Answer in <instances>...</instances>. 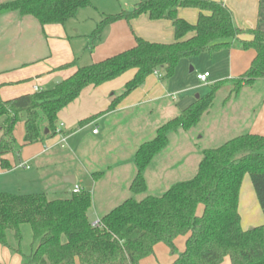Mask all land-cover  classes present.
<instances>
[{
    "label": "trees",
    "instance_id": "16d2710c",
    "mask_svg": "<svg viewBox=\"0 0 264 264\" xmlns=\"http://www.w3.org/2000/svg\"><path fill=\"white\" fill-rule=\"evenodd\" d=\"M91 6L90 0H9L0 3V14L18 12L30 16L41 26L64 25L79 9ZM178 8L198 10L195 23L177 15ZM141 14L150 19L172 22L174 41L149 42L135 37V44L99 62L78 66L77 60L53 71L76 67L68 78L51 89L38 90L9 100L0 99V167L9 170L4 158L14 151V127L24 124L23 145L57 134V115L88 86H99L126 71L133 77L122 92L112 98L109 109L141 86L152 73L168 79L178 62L228 48L238 40L243 49L255 56L248 69L233 82H217L201 98L161 124L155 136L135 150L136 167L129 189L133 195L147 190L145 169L168 145V134L190 130L212 106L217 90L232 85L226 99L244 86L264 78V31L248 30L249 39L234 26L231 11L214 0H137L131 10L104 15L90 35L99 40L105 28L119 20L130 21ZM85 119L79 123L88 122ZM248 175L264 215V135L243 133L215 148L202 150L197 171L188 180L172 184L159 196H134L104 214L96 223L88 220L91 205L88 191L49 199L45 193L0 192V245L7 246L6 232L13 231L21 264H139L154 256V247L165 244L172 261L169 264H220L225 257L231 264H264V223L247 230L240 228L238 211L242 180ZM28 224L33 234L32 249L22 253L20 226ZM184 237V249L178 251L176 239Z\"/></svg>",
    "mask_w": 264,
    "mask_h": 264
},
{
    "label": "crops",
    "instance_id": "0c3cea01",
    "mask_svg": "<svg viewBox=\"0 0 264 264\" xmlns=\"http://www.w3.org/2000/svg\"><path fill=\"white\" fill-rule=\"evenodd\" d=\"M214 1L223 3L231 11L234 26L243 31L241 35L242 39L250 38L248 30L258 28L264 31V0ZM81 11L82 9H79L75 17H77V15L79 16L80 13H82ZM177 15L193 24L197 20L198 10L194 8H178ZM75 17L69 19L64 25L50 24L41 26L34 18L30 16H21L15 11L0 14L1 100H9L23 94L34 93L38 90L51 89L56 85L54 82L56 78L62 81L76 71V67H69L59 71H53V69L69 63L74 59L77 60L78 66L99 62L107 57L131 48L135 44V37L157 43H170L174 41V31L170 20H152L147 14H141L130 21L119 20L108 25L103 31L100 39L91 43V27L80 31L81 29L78 26V29L73 31L72 28L76 25L75 22H73L76 19ZM230 46H233V48L229 51L228 77H233L228 79H235L248 69L255 56V52L252 49H243L238 40H233ZM202 72L205 73L207 71L204 70ZM202 72L200 74H202ZM134 73V70H129L117 78L102 83L99 86H88L84 88L76 99L59 111L57 115L56 135L32 144H22L23 146H21L19 150L13 151L15 154L14 156L17 158L16 162H10V154H13V152L5 155L4 158L9 161L11 168L9 170H2L0 167V171L2 173L13 171L17 164L20 163L25 164V166H27V168H25L29 169L30 164H34L40 176L44 166L57 163L60 170L58 171L59 181L63 184L58 185V190L62 194L61 197H66L72 193L75 184L79 186L76 182L78 171L75 167L78 161H81L82 166L97 178L99 176L98 174H101L102 171L94 172V168L106 166L105 168L112 169L111 164H115V167H120L123 161H125V158L130 156L129 160H132L137 147L145 141L140 143L134 142L131 145L130 151L126 153L127 156L121 158L119 156L117 158L115 157L114 163L110 157H106L108 156L106 153L105 156H103V154L101 157L99 156L98 153H100L102 149H105L103 148L105 145L104 142L111 138V132L113 130L117 132L120 129L119 126L122 127L124 124L128 126L133 120H145L144 113L146 111L148 114L152 113L153 110H157L156 104L162 103L159 109L160 119L152 126L156 132V129L161 124L175 117L183 108L191 104L189 103L185 107L180 108L176 104L175 106H171L172 104L170 103L161 102V99L163 100L169 97L173 103H176V96L175 94L162 95L164 84L161 82L157 84L158 79L159 81L161 80L162 73H152L145 79L141 86L125 96L114 109L110 110L109 105L112 98L118 96L122 92L125 83L133 77ZM210 76L211 74H209L207 79ZM261 83H264V78L256 80L251 86H244L238 93L231 95L225 100L227 101L232 96L236 97L242 93H246L249 89ZM245 111H247L248 119L242 129V134L252 133L264 135V99L256 108L249 107L248 104ZM205 113H209V110ZM85 119H89V121L80 126L79 123ZM137 126L139 125H136V127ZM149 126L150 124L147 122L146 126L137 127L136 134L138 139L141 138V134L144 131L143 129H148ZM74 137H78L77 141H73ZM123 142L126 144L130 143L127 139H124ZM168 146L169 141L167 147L159 153L161 154L166 151ZM84 151L86 153L81 160L80 156ZM159 153L157 155H159ZM157 155L154 156L145 169L144 175L146 184L147 169L150 164L153 163L152 161ZM135 171L136 167L134 171L132 170L131 173L128 174V178L124 183L128 193H124L123 197L116 203L109 204L104 208L101 207L99 213L96 214L93 219L89 217L90 208L92 206L91 198V205L87 211L88 220L91 223H96L104 214L109 212L124 199L132 197L129 186ZM66 175H72L75 183H64L62 177ZM37 179L38 176L36 175V177L34 176V178H32V181L37 183ZM166 188L168 189V187ZM80 189L83 190V187H80ZM167 189H164L162 193ZM252 203L254 204V208L256 207L252 209L256 211L257 206L253 202V197L249 194L246 203H244L247 207L245 208V206H243L244 209H242V212H246V214L250 212L248 215L250 218L253 217L254 214L253 211H248ZM246 222L252 224V221L251 223L249 220ZM184 241V238L181 242H177L176 239L175 243L178 248L181 249L184 247ZM159 244L162 243L155 245L154 256L150 257H155V251H157L156 249ZM162 249L163 248L158 251ZM169 257L170 263L172 257L170 255ZM148 259L149 257L143 259L140 263ZM21 260L22 256L20 254H13L9 252L5 246L0 245V264H21ZM220 264H231V262L228 257H225Z\"/></svg>",
    "mask_w": 264,
    "mask_h": 264
},
{
    "label": "rangeland",
    "instance_id": "374dc122",
    "mask_svg": "<svg viewBox=\"0 0 264 264\" xmlns=\"http://www.w3.org/2000/svg\"><path fill=\"white\" fill-rule=\"evenodd\" d=\"M9 0H0V3ZM137 0H90L91 6L82 8V13L73 21L75 26L73 31L80 27V31L85 28L91 30L95 29L97 23H99L104 15L117 14L122 10H131ZM93 4V5H92ZM93 29V30H92ZM91 32V33H92ZM91 35V34H90ZM233 48H222L213 54L202 53L198 56L181 59L176 68L175 73L169 79H161L157 81V84L163 83V94L176 96V103H173L169 97L161 99V102L172 104L171 106L178 105L180 108L185 107L189 103H193L199 98L203 97L208 91L211 85L216 82L225 81L231 83L234 79H228V58L229 51ZM206 70L211 76L206 82L199 81L197 75ZM203 73V72H202ZM237 77V76H236ZM228 79V80H227ZM232 85L228 84L225 87L217 90L215 99L212 106L208 109L209 113H204L199 123L190 130L178 129L168 134L169 146L166 151L159 153L150 164L147 171V191L142 195H133L136 199L144 197L146 195L159 196L162 194L166 187H170L177 181H184L191 179L196 171L198 161L201 158L202 150L215 148L223 144L228 139L242 134V129L247 123L248 115L245 109L248 107H258L259 103L264 99V83L257 84L253 88L249 89L246 93H242L236 97L232 96L229 100H225L229 91H231ZM162 103L156 104L157 110H153L152 113H144L145 120L137 119L131 121L128 126H119V130H113L111 132V138L104 142L103 148L99 154L110 157L114 163V158L127 156V152L130 151L131 145L147 141L155 136V130L152 126L158 121L159 109ZM246 107V108H245ZM245 108V109H244ZM145 110V109H144ZM241 115V116H240ZM160 121V120H159ZM149 122L148 129H143L141 138H137V127L146 126ZM135 123V124H133ZM23 121L20 120L14 127V152L19 150L23 146L24 126ZM123 125V124H122ZM136 125H139L136 127ZM78 137H74L73 141H77ZM124 139L130 141L129 144L124 143ZM139 141V142H138ZM110 150H108V149ZM107 149V150H106ZM87 151V150H86ZM108 151V152H107ZM10 154V162H16L15 154ZM81 153V160L84 158V154ZM130 157V156H129ZM125 158L122 166L115 167V164H111V168H94L93 171H102L99 176L95 178L90 171L82 166V162L78 161L75 164L78 175L76 182L83 190H87L92 198V206L89 213V217L93 219L96 214L99 213L101 207H105L109 204H114L119 201L124 193H128L125 186L128 174L135 170L133 159L129 160ZM14 160V161H13ZM127 160V161H126ZM23 163L17 164L13 171L8 173H2L0 171V192L6 193H45L49 199L61 197V192L58 190V185H63L59 181L58 165L57 163H51L42 169L40 176L38 169L34 164H30V168L26 169L22 166ZM88 167V166H87ZM38 176L37 183L32 181L34 176ZM121 183V184H120ZM124 184V185H123ZM251 194L253 202L257 206V210L253 211L254 204H250L253 211V217H248L250 212H242L243 206L247 205L246 199ZM239 208L240 213V228L241 230H247L253 226L264 223V215L259 204L257 195L252 187V183L248 175H245L239 192ZM253 208V209H252ZM252 221V224H248L246 221ZM21 242L20 249L22 253L28 254L32 249L33 234L31 227L28 224L20 226ZM184 237H178L177 242H181ZM5 246L9 252L15 253L11 248H17V242L14 238V233L11 230L6 232ZM178 251H182L183 248H178ZM163 248L161 251L159 249ZM155 251V257H149L146 261L140 264H168L170 261L169 252L165 244H159Z\"/></svg>",
    "mask_w": 264,
    "mask_h": 264
},
{
    "label": "built area",
    "instance_id": "2783aa9c",
    "mask_svg": "<svg viewBox=\"0 0 264 264\" xmlns=\"http://www.w3.org/2000/svg\"><path fill=\"white\" fill-rule=\"evenodd\" d=\"M208 76H209V73L205 72V73H202V74H198L197 75V79L199 81L206 82ZM22 166L27 168V166H25V164H22ZM80 190H81L80 187L75 184L73 186L72 192H79Z\"/></svg>",
    "mask_w": 264,
    "mask_h": 264
},
{
    "label": "water",
    "instance_id": "95a60500",
    "mask_svg": "<svg viewBox=\"0 0 264 264\" xmlns=\"http://www.w3.org/2000/svg\"><path fill=\"white\" fill-rule=\"evenodd\" d=\"M60 79L59 78H56L55 80H54V82L56 83V84H58V83H60ZM197 97V99L199 98V96H196ZM62 181L64 182V183H69V184H74L75 183V180H74V177L72 176V175H66V176H63L62 177Z\"/></svg>",
    "mask_w": 264,
    "mask_h": 264
}]
</instances>
